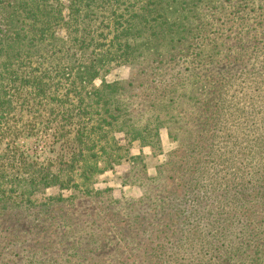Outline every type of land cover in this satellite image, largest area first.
<instances>
[{"label": "trees", "instance_id": "1", "mask_svg": "<svg viewBox=\"0 0 264 264\" xmlns=\"http://www.w3.org/2000/svg\"><path fill=\"white\" fill-rule=\"evenodd\" d=\"M171 5L0 0V264H264V8L255 22L240 18L242 29L222 55L215 49L224 42L209 50V79L199 83L184 56L175 54L183 25ZM138 59L144 76L134 73L127 83L106 79L107 66ZM129 87L136 89L135 116L134 102L120 98ZM174 109L176 132L162 117H173ZM39 110L53 117L48 123L56 141L70 146L62 156L69 157L66 168L41 164L11 144L22 130L10 126V115ZM59 117L62 122L54 124ZM165 128L184 156L147 174L155 187L131 209L120 211L111 188L90 187L93 176L118 163L107 150L121 149L116 134L160 151ZM98 152L109 156L108 167L100 168ZM80 163L84 190L74 182ZM52 187L78 190L89 205L102 203L103 216L114 222L109 228L120 237L116 245L129 243L118 230L128 218L119 219H138L137 204H147L152 193L171 199V223L151 228L159 219L154 210L143 221L144 251L130 252L128 244L118 260L105 240L111 231L103 222L93 227L104 220L95 206L76 216L62 212L75 193L44 202L32 198ZM175 224L180 228L172 233Z\"/></svg>", "mask_w": 264, "mask_h": 264}, {"label": "rangeland", "instance_id": "2", "mask_svg": "<svg viewBox=\"0 0 264 264\" xmlns=\"http://www.w3.org/2000/svg\"><path fill=\"white\" fill-rule=\"evenodd\" d=\"M65 1V0H64ZM171 10L175 11L174 16L178 17V22L183 25V34L180 40H176L175 44V54L184 56V65L190 69L191 79L200 82H205L209 79V58L207 55L211 53L209 50L224 42L223 47H217L215 50L220 52L222 55L223 48L225 45L231 44L235 34L242 28L239 26L243 18L246 22H255L254 16L261 12L264 8V0H170ZM256 21H259L256 20ZM142 41V39H138ZM234 42V41H233ZM215 44V45H213ZM35 50V49H32ZM182 51V52H180ZM165 53V51H164ZM39 60V56H32L31 62L35 65ZM147 60V59H146ZM187 60V61H186ZM148 61V60H147ZM146 62V61H145ZM108 72L105 74L106 79L109 82L122 81L127 83L134 73L139 76H144L139 68L144 69V63L140 59L136 60L131 64H122L115 66L113 64L106 67ZM186 74L188 73L185 71ZM95 84L98 86L101 84L100 79H97ZM68 88V87H66ZM150 88V87H149ZM136 93L135 88H128L125 96H122L123 101L134 102L131 107L136 109L134 116L138 114V101L133 97ZM62 97V94L59 95ZM63 98V97H62ZM41 105H44L41 103ZM41 106L40 108H44ZM38 108V107H37ZM65 108H71L69 104L65 105ZM42 115L40 116V114ZM179 112L175 109L170 111L171 116L162 115L163 118L170 119L167 126L173 127V130L178 131V123L171 121L172 118H176ZM176 116V117H174ZM171 117V118H170ZM53 119L48 111L39 110V112L27 111L18 113L16 116L10 115L9 124L13 128V125L20 127L22 130L16 138L11 140V144L19 147L21 152L26 156L37 160L39 163L50 164L58 163V166L66 168L63 163L69 157L62 159V156L67 152L70 146L64 141H56L58 138L53 135L54 125H50L49 120ZM62 122L61 117L54 123ZM35 126L29 127V125ZM52 127V128H51ZM118 142L122 146L121 149L115 151L112 146H108V152L112 157L118 160V163L114 164L112 169H106L105 172H100L92 177L89 185L95 190H103L106 188L112 189L113 198L116 202V206H121V212L131 209L136 201H140L144 197V190H150L153 184L147 181L146 176L156 175L157 170L161 168V164L168 162V160L180 161L182 160L184 153L180 149V141L173 140L167 133V128L162 130L163 140H162V150L157 151L151 148L143 147L141 148L138 141L128 144V139L124 133L116 134ZM56 137V138H55ZM115 137V138H116ZM7 141V140H6ZM105 144V142L101 143ZM141 156L143 159H137L132 161V156ZM98 164L100 168L108 167L107 158L108 155L101 154L98 152ZM134 162V163H133ZM82 163L77 165L76 174H74V182L81 184V190L86 189V186H82L83 182L86 181L82 173ZM172 166V164H171ZM153 187H155L153 185ZM72 193L78 195V197L73 198L63 205L65 206L64 214L76 215L78 216L81 212L79 210L88 209L90 206H95L97 212L104 220H100L93 227H99L100 222H103V228L108 229L110 232H106L105 240L110 243L109 251L111 254L118 255V260H122L123 253H127L126 245L129 244L130 252L138 253L139 251H144L147 240L141 235L144 229L143 221L152 215V212L159 213V219L154 225L160 223V226L168 225L171 223L167 217V206L171 201L170 198H162L159 194H153L151 199H147L145 202L147 204L141 205L137 204L138 208L136 214H141L138 219H134L129 216H122L119 219L128 218L127 222H123L118 227V230H122L124 238L129 241L127 243L125 240L119 242L120 237L115 229L109 228L114 222H109L112 218L110 215L103 216L105 209H103L102 203H93L89 205L88 199L81 196L82 193L74 189H60L59 187H52L43 190L42 192L35 193L32 198H38V202H44L47 198L53 196L58 197L62 195L63 197L70 196ZM88 198V197H87ZM82 201V202H81ZM82 203V205H80ZM114 205V206H115ZM98 209V210H97ZM36 215H34L35 217ZM163 216V220L160 217ZM110 219V220H109ZM135 225L132 228V225ZM114 228V227H113ZM180 225H174L172 228V233H176ZM98 229H96L97 231ZM115 236L116 238H114ZM137 243V244H136Z\"/></svg>", "mask_w": 264, "mask_h": 264}]
</instances>
